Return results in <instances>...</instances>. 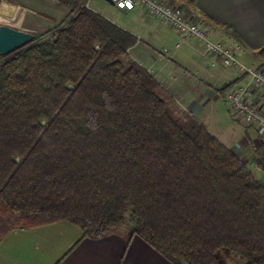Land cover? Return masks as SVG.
<instances>
[{
  "label": "trees",
  "instance_id": "trees-1",
  "mask_svg": "<svg viewBox=\"0 0 264 264\" xmlns=\"http://www.w3.org/2000/svg\"><path fill=\"white\" fill-rule=\"evenodd\" d=\"M56 1L60 25L0 54V242L68 221L173 264H264V184L130 57L135 35Z\"/></svg>",
  "mask_w": 264,
  "mask_h": 264
},
{
  "label": "crops",
  "instance_id": "crops-1",
  "mask_svg": "<svg viewBox=\"0 0 264 264\" xmlns=\"http://www.w3.org/2000/svg\"><path fill=\"white\" fill-rule=\"evenodd\" d=\"M107 1L114 5L112 0ZM162 1L196 14L213 40L241 44L245 51L241 58L248 64L264 67V0ZM88 2V7L99 13ZM118 10L122 17L111 21L138 39L129 49L130 57L146 68L165 90L169 85L181 93L189 103L185 106L189 114L195 109L202 111L207 99H223L228 103L229 93L243 84L219 59L203 60V45L198 40L191 38L177 47L181 41L178 33L147 15L141 7ZM69 14L70 9L56 0H2L0 23L40 36L60 25ZM254 102L264 111L263 89L256 92ZM229 112L239 121H234L239 140L229 147L217 139L233 154L240 152L241 162L261 172L264 183V136L247 125L232 107ZM259 159L263 160L261 166ZM82 235L81 229L68 221L13 230L0 242V264H173L138 236L127 246L129 236L123 233L100 239Z\"/></svg>",
  "mask_w": 264,
  "mask_h": 264
},
{
  "label": "built area",
  "instance_id": "built-area-1",
  "mask_svg": "<svg viewBox=\"0 0 264 264\" xmlns=\"http://www.w3.org/2000/svg\"><path fill=\"white\" fill-rule=\"evenodd\" d=\"M121 10H134L141 7L145 13L158 19L164 26L174 29L180 42L196 39L202 43V59H219L222 65L232 69L237 78L243 80L228 95L231 107L242 115L247 125L264 136V111L254 102L256 92L264 90V67L246 64L241 55L245 52L241 44H228L222 40H213L208 31L200 24L196 14L186 11L180 5H172L162 0H112ZM89 2H87V7Z\"/></svg>",
  "mask_w": 264,
  "mask_h": 264
},
{
  "label": "rangeland",
  "instance_id": "rangeland-1",
  "mask_svg": "<svg viewBox=\"0 0 264 264\" xmlns=\"http://www.w3.org/2000/svg\"><path fill=\"white\" fill-rule=\"evenodd\" d=\"M91 6L99 11V13L103 14L105 17L109 18L112 21H116L122 15L119 13L118 8L113 5L111 2L107 0H90ZM2 3H0L1 6ZM102 6V7H100ZM244 61V60H243ZM245 62V61H244ZM246 63V62H245ZM248 64V63H246ZM251 65V64H248ZM195 84V82H192ZM167 92L172 96L174 99L176 107L179 110L186 111L185 106H188L189 103L185 99L182 98V94L178 93L173 87L167 85ZM197 96V93H194V96ZM195 96V97H196ZM204 109L200 111L199 109L192 110V115L216 138L221 140L226 146H232L234 140L238 139L240 134H237L236 127L237 125L234 123L235 120L234 114L229 112V107H231L230 103L226 102L223 99L220 100H212L207 99L203 102ZM239 122V121H238ZM239 128L242 130L243 126L242 121L239 124ZM239 140V139H238ZM233 153V152H232ZM235 155V154H234ZM240 161L242 154L237 152L235 155ZM263 161V160H261ZM260 162V159H259ZM246 166V164H244ZM253 175L262 183L261 181V172L257 171L255 167L246 166ZM123 233L126 235L130 234L129 230L123 229Z\"/></svg>",
  "mask_w": 264,
  "mask_h": 264
},
{
  "label": "water",
  "instance_id": "water-1",
  "mask_svg": "<svg viewBox=\"0 0 264 264\" xmlns=\"http://www.w3.org/2000/svg\"><path fill=\"white\" fill-rule=\"evenodd\" d=\"M2 3V0H0ZM1 8V6H0ZM32 32L15 28L9 24L0 23V54L7 55L36 39Z\"/></svg>",
  "mask_w": 264,
  "mask_h": 264
}]
</instances>
